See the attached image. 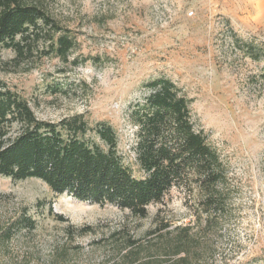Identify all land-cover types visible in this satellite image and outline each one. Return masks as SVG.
I'll return each instance as SVG.
<instances>
[{
	"label": "rangeland",
	"instance_id": "374dc122",
	"mask_svg": "<svg viewBox=\"0 0 264 264\" xmlns=\"http://www.w3.org/2000/svg\"><path fill=\"white\" fill-rule=\"evenodd\" d=\"M35 1L63 29L54 33L39 21L16 37L31 51L0 47V88L23 97L38 119L82 116L91 127L86 139L101 146L95 126L110 124L124 163L144 177L141 142L165 141L143 125L159 90L151 82L171 81L193 129L219 154L224 208L204 211L195 180L138 217L56 193L36 177L0 174V264H122L125 237L144 239L164 223L169 237L194 225L197 264H264V0ZM63 33L75 41L67 58L52 42ZM23 128L17 120L8 126L4 145ZM162 135L173 140L170 131Z\"/></svg>",
	"mask_w": 264,
	"mask_h": 264
},
{
	"label": "trees",
	"instance_id": "16d2710c",
	"mask_svg": "<svg viewBox=\"0 0 264 264\" xmlns=\"http://www.w3.org/2000/svg\"><path fill=\"white\" fill-rule=\"evenodd\" d=\"M39 21L54 33L63 29L35 0H0V47H10L21 54L26 49L31 51L32 47L26 48L16 37L20 34L26 38ZM52 42L63 58L75 44L67 33L58 36L57 45ZM151 84L159 90L149 99L154 112L143 125L165 141L146 146L144 140L141 142L138 162L146 176H135L124 163L116 131L110 124L101 122L95 126L104 142L101 146L86 139L91 127L82 116L59 123L38 119L28 102L7 87L0 88V174L14 179L36 177L56 193L69 192L80 199L116 204L138 217H145L148 205L162 201L173 187L195 180L206 202L204 211L211 206L221 211L224 194L217 185L225 181V172L219 154L202 132L193 129L187 100L178 96L173 83L157 79ZM15 120L21 121L24 128L4 145L8 126ZM164 131H170L173 140L162 135ZM59 218L64 220L63 216ZM26 224L35 225L31 220ZM193 226H179L180 233L175 237H169L168 223L150 231L144 239L125 237L119 251L122 264H197L192 250L195 243H200L193 235ZM3 233L10 238L12 228L7 227ZM51 264L63 263L55 260Z\"/></svg>",
	"mask_w": 264,
	"mask_h": 264
}]
</instances>
